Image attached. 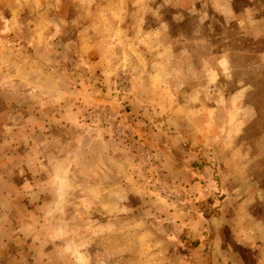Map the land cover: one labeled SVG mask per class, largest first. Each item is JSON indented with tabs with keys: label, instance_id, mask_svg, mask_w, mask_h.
I'll return each mask as SVG.
<instances>
[{
	"label": "rangeland",
	"instance_id": "rangeland-1",
	"mask_svg": "<svg viewBox=\"0 0 264 264\" xmlns=\"http://www.w3.org/2000/svg\"><path fill=\"white\" fill-rule=\"evenodd\" d=\"M0 264H264V0H0Z\"/></svg>",
	"mask_w": 264,
	"mask_h": 264
},
{
	"label": "built area",
	"instance_id": "built-area-1",
	"mask_svg": "<svg viewBox=\"0 0 264 264\" xmlns=\"http://www.w3.org/2000/svg\"><path fill=\"white\" fill-rule=\"evenodd\" d=\"M149 180H147V182H148Z\"/></svg>",
	"mask_w": 264,
	"mask_h": 264
}]
</instances>
